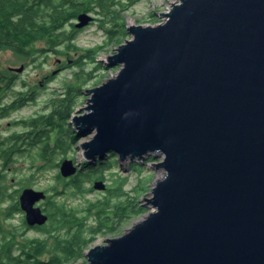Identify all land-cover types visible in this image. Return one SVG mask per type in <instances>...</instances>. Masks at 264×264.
<instances>
[{"label":"water","instance_id":"water-1","mask_svg":"<svg viewBox=\"0 0 264 264\" xmlns=\"http://www.w3.org/2000/svg\"><path fill=\"white\" fill-rule=\"evenodd\" d=\"M161 18L127 27L106 58L119 72L72 119L94 134L86 158L150 157L163 171L153 210L89 247L85 264H264V0H177ZM93 21L82 13L75 27ZM77 172L62 162L63 178ZM46 198L22 191L28 226L48 223Z\"/></svg>","mask_w":264,"mask_h":264},{"label":"rangeland","instance_id":"rangeland-1","mask_svg":"<svg viewBox=\"0 0 264 264\" xmlns=\"http://www.w3.org/2000/svg\"><path fill=\"white\" fill-rule=\"evenodd\" d=\"M119 1L122 2L124 9L121 12V25L124 26L126 32L127 27L131 25L155 26L163 23L167 18H161L162 14L167 13L172 3L177 2V0ZM92 15L94 16V21L88 27L83 29L74 27L78 30L75 44L83 50H94L91 54L95 58L94 62L86 58L82 59L84 66L83 70L80 71L82 75L81 80H76L74 75L76 72H79L74 62L79 61L83 54L86 55L83 51H67L64 46L59 47L58 51L55 52L45 47L44 43H37L26 51L25 55L27 57H24L25 55L22 57L17 56L12 51L0 52L1 68L7 69L13 75H16L15 69L24 67V70L17 74L16 91L13 90L7 93L4 96V102L9 103L11 96L19 90L28 92V90L32 89L35 95L34 101L28 103L20 110L11 112L8 117L0 120V133L2 136L8 137L12 134L22 136V140L19 142L21 152L14 158V161L8 165L0 161V176L2 178L0 180V188H6L7 194L14 197V201L10 199L9 202L3 203V208L19 200L21 191L25 188L42 191L47 196L56 194L57 201L66 202L68 206L79 210L78 215L80 216L85 214L84 210L88 205V201L97 202L108 199L110 205H112L118 203L119 200L121 203L125 202L131 209L132 207L136 208V213L129 210L123 224L120 227L117 226L119 228L118 231L115 233L99 234L93 240L90 247L104 245L106 239L121 236L135 222L142 220L152 210L145 200L152 197L151 190L154 182L161 179L163 174V171L158 172V169L155 168L162 161L161 159L150 160V157H148L142 161H138V159L133 161L129 157L126 160H121V162L118 160L114 163V159L110 154L111 152H107L103 156L97 155L90 159L83 155L84 151L80 148L81 144L90 142L94 134L78 132L73 127L72 119L74 116L84 114L81 110L86 107L90 98L87 91L101 85L105 80L119 72L121 66H109L106 58L115 53V48L118 45L132 38L127 32V36L122 41L116 44L111 43L109 36L112 24L99 18L96 14ZM76 22L77 19L73 21L74 26ZM72 30L73 28L70 25L65 28L66 32ZM72 86L79 87V91L74 92V95L71 96L70 110L72 111L70 117L60 123L64 131H66L65 138L71 136V139H69V149L66 152L56 151L55 158L54 156H50L51 160H41L38 157L43 145L41 142L49 138L50 146H53L59 132L51 125H46L37 133L38 135L41 134V137L36 136L35 131L29 137L27 134L32 131V128L21 124V122L38 118L43 116V114L47 116L55 100L64 97L68 98L67 93L69 87L72 89ZM37 137L42 141L38 142ZM52 157L55 159V162L60 164L58 168L54 169L52 167ZM65 160L72 161L73 166L77 167L79 171L83 169L84 173L95 174L96 172H102V178L95 179L97 176L95 175L94 180L84 181L82 188L88 190L86 193H80L70 186L67 187L56 179L60 172L61 164ZM111 161L113 162L112 165H110ZM121 178L125 179L122 186L125 196L118 198L110 195L109 188L117 186ZM98 183L103 184L105 189H95L94 186ZM38 206L44 210V201L40 202ZM24 216L25 214L20 210L12 218L3 220L4 229H16L21 234L24 229L22 227ZM95 221V216L91 215L88 225L94 224ZM40 234V232L31 231L26 235V238L19 239V244L23 245L27 239L40 238L42 236ZM82 263H86V258L75 264Z\"/></svg>","mask_w":264,"mask_h":264},{"label":"trees","instance_id":"trees-1","mask_svg":"<svg viewBox=\"0 0 264 264\" xmlns=\"http://www.w3.org/2000/svg\"><path fill=\"white\" fill-rule=\"evenodd\" d=\"M122 11H124L123 4L119 0H0V52L12 51L22 57L27 49L37 43H44L45 47L55 52L59 47L64 46L67 51H83L86 55L83 54L79 61L74 62L75 67L79 69L74 75L76 80H81L80 71L84 66L82 59L86 58L94 62L95 58L91 56L94 50H83L75 44L78 30L74 28L73 21L82 13L98 15L99 18L112 24L109 37L111 43L116 44L127 36L126 29L121 25ZM68 25L73 28L70 32L65 31ZM15 87H17V77L9 70L0 67V96L15 90ZM76 91H79V87L72 86V89L69 87L68 98L55 100L47 116L21 122L32 128L33 132L27 134L29 137L34 131L35 134L39 133L46 125H51L59 132L53 146H50L49 138L42 141L38 138L41 134L36 135L37 141H42L43 144L38 154L39 159L51 160L50 156L55 158V153L58 151L66 152L69 149L71 136L65 138L66 131L60 123L70 117L71 96ZM20 108L21 105L16 103L7 105L0 100V120L8 117L10 111ZM21 138V135L16 134L4 137L0 133V161L5 165L14 161L21 152L19 147ZM110 154L114 163L118 160L121 162L120 156L116 157L114 152ZM54 158L52 157L51 165L55 169L60 164L55 162ZM112 164L111 161L110 165ZM83 171L82 169L68 178L70 180L63 178L59 172L56 179L67 187L86 193L88 190L82 188V183L94 180L95 175H97L95 179H101L102 172L90 174ZM124 181L125 179L121 178L117 186L109 188V194L118 198L124 197L125 193L122 191ZM6 191V188H0V264H75L85 258L84 252L96 236L115 233L119 229L117 226L120 227L125 221L129 210L136 213V208L131 209L125 202L121 203L118 200V203L110 205L108 199H105L97 202L88 201L85 214L80 216L79 210L68 206L66 202L57 201L55 197L57 195L53 194L47 196L44 201V212L48 215L49 221L45 226L38 228L42 236L27 239L26 243L20 245L19 239L23 238L22 235L16 229L5 230L2 223L3 220L12 218L20 212L19 200L3 208V203L9 202L10 199L14 201V197ZM91 215L95 216L96 221L88 225ZM45 253H49L50 257H43Z\"/></svg>","mask_w":264,"mask_h":264},{"label":"flooded vegetation","instance_id":"flooded-vegetation-1","mask_svg":"<svg viewBox=\"0 0 264 264\" xmlns=\"http://www.w3.org/2000/svg\"><path fill=\"white\" fill-rule=\"evenodd\" d=\"M28 50V49H27ZM26 50V51H27ZM17 74H19V73H16V77H17ZM18 78V77H17ZM26 86V85H25ZM9 92H11V91H9ZM8 92V93H9ZM7 94V93H6ZM6 94H3V95H1L0 96V100L2 101V103H4V104H7V105H13L14 103H16V105H21V108L22 107H24V106H26L28 103H31L32 101H34L35 100V95H34V90H32V89H30V90H28V92H25V91H18V92H16L15 94H13L12 96H11V99H10V101H9V103H6V102H4V96L6 95ZM5 99H8V98H5ZM20 108V109H21ZM20 109H17V110H20ZM14 111V110H13ZM13 111H10V113L11 112H13ZM16 111V110H15ZM43 116H45L44 114H43ZM1 177V176H0ZM22 227L24 228L23 229V231L21 232V235H22V237L23 238H26V235L29 233V232H31V231H36V232H39L38 231V228H41V227H43V226H41V227H39V226H34V227H30V226H28V224H27V222H26V219H25V216H24V220H23V222H22ZM43 257H45V258H49L50 257V255H49V253H45V254H43Z\"/></svg>","mask_w":264,"mask_h":264},{"label":"bare ground","instance_id":"bare-ground-1","mask_svg":"<svg viewBox=\"0 0 264 264\" xmlns=\"http://www.w3.org/2000/svg\"><path fill=\"white\" fill-rule=\"evenodd\" d=\"M153 210V209H152Z\"/></svg>","mask_w":264,"mask_h":264}]
</instances>
